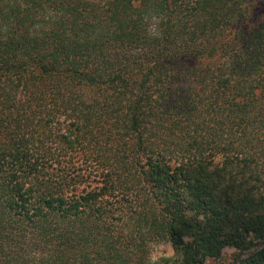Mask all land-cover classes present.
<instances>
[{
    "label": "trees",
    "instance_id": "1",
    "mask_svg": "<svg viewBox=\"0 0 264 264\" xmlns=\"http://www.w3.org/2000/svg\"><path fill=\"white\" fill-rule=\"evenodd\" d=\"M226 249L264 264V0H0V264Z\"/></svg>",
    "mask_w": 264,
    "mask_h": 264
},
{
    "label": "rangeland",
    "instance_id": "2",
    "mask_svg": "<svg viewBox=\"0 0 264 264\" xmlns=\"http://www.w3.org/2000/svg\"><path fill=\"white\" fill-rule=\"evenodd\" d=\"M172 250L169 245H156L152 249V258L157 259L161 256H171ZM236 252L232 249H226L219 259L207 260L205 264H232L235 260Z\"/></svg>",
    "mask_w": 264,
    "mask_h": 264
},
{
    "label": "clouds",
    "instance_id": "3",
    "mask_svg": "<svg viewBox=\"0 0 264 264\" xmlns=\"http://www.w3.org/2000/svg\"><path fill=\"white\" fill-rule=\"evenodd\" d=\"M155 27H156V26H155L154 24L149 26V29H150L149 34H150V35L153 34V33L155 32Z\"/></svg>",
    "mask_w": 264,
    "mask_h": 264
}]
</instances>
